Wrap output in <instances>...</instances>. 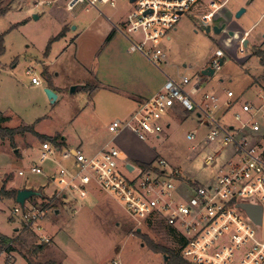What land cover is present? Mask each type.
I'll use <instances>...</instances> for the list:
<instances>
[{"label":"rangeland","instance_id":"374dc122","mask_svg":"<svg viewBox=\"0 0 264 264\" xmlns=\"http://www.w3.org/2000/svg\"><path fill=\"white\" fill-rule=\"evenodd\" d=\"M67 1H2L8 10L0 15L3 36L0 111L9 116L3 125H29L40 134L65 136L66 146L80 144L87 153L94 152L100 139L109 137L108 141L134 164L139 161L130 158L128 152L148 161L163 158L184 176L203 183L209 174L202 165L207 151L197 153V150L205 128L198 124L192 112L175 109L167 114L162 121H168L170 126L158 138L151 135L141 140L129 130L114 136L107 129L112 120L129 115L132 105L129 83L125 81L132 80L126 78L132 73L122 68L126 67L124 56H129L125 51L128 42L122 38L105 39L107 32L114 29L113 24L119 27L121 18L131 9L128 0H115L113 8L108 4L89 6L80 2L71 10L66 7ZM199 1L200 5L183 14L176 28L161 38L159 46L166 55V63L155 66L145 60L141 67L143 74L152 76L153 81L166 76L179 79L182 74L192 77L215 49L220 48L224 60L204 80L202 88L216 91L221 99L226 97V90H231L233 99L240 105L258 101L259 95H264V66L252 50L264 48V20L248 35L243 52L238 49L240 35L264 13V0H252L238 17L237 7L245 5L246 0ZM211 1L219 6L207 25L202 26L199 17L212 9ZM33 14L38 18L34 19ZM206 26L210 27L208 32ZM214 26L221 30L214 31ZM61 30L63 34L53 39ZM28 68L38 77L39 84L31 82V75L26 73ZM74 85L81 87L71 92ZM45 87L56 93L54 102L47 98ZM233 110L240 111V106ZM231 118L229 113L222 119ZM194 129L197 140H187L185 134ZM43 141L49 140L26 130L0 139V188H33L40 195L26 199L25 206L41 203L56 206H49L48 213L40 218L41 229L35 231L22 221L21 212L13 211L20 206L15 197L0 198V234L20 240L13 242L10 250L0 242V264H37L49 260L58 264H167L168 257L164 261L163 253L152 250L148 244L177 246L174 233L164 223L137 225L104 192L83 202L55 199V185L45 174L29 170L35 163L46 173L58 168L51 160H39L38 145ZM18 170H23L24 175H18ZM41 235L49 241H41ZM33 243L43 246L34 251Z\"/></svg>","mask_w":264,"mask_h":264},{"label":"built area","instance_id":"2783aa9c","mask_svg":"<svg viewBox=\"0 0 264 264\" xmlns=\"http://www.w3.org/2000/svg\"><path fill=\"white\" fill-rule=\"evenodd\" d=\"M80 2L89 6L108 4L112 8L116 5L115 0H68L66 7L71 10ZM128 3L131 9L121 18V25L114 24V28L126 37L129 53H140L157 66L166 63V55L159 46L161 38L201 1ZM209 6L212 9L199 17L202 26L207 25L219 5L211 1ZM243 40L239 52L244 50ZM223 56V51L216 48L192 77L166 76L162 86L137 103L128 117L112 120L107 126L114 136L129 130L141 140L151 135L158 138L170 126L168 121H162L167 114L175 109L192 112L205 128L197 150L207 151L202 165L209 174L203 183L184 176L163 158L146 162V167L134 164L111 141L91 153L76 145L59 149L49 141L40 142L39 160H51L58 168L46 173L35 163L30 172L45 174L55 185L54 198L83 202L104 192L137 225L164 223L176 237L180 256L191 264H264V95H259L256 102L240 105L231 90H226L224 99L214 91H201L204 80L210 77L200 70H218L219 58ZM26 73L31 75L33 84L40 83L31 68ZM236 105L240 111L233 110ZM229 113L232 118L223 121ZM185 137L196 141V130L188 131ZM18 175H24V171L18 170ZM242 203L261 207L260 224L239 206ZM48 208L42 204L27 207L24 203L13 211L21 212L22 221L36 231L41 229L39 221ZM39 238L49 241L45 235Z\"/></svg>","mask_w":264,"mask_h":264},{"label":"trees","instance_id":"16d2710c","mask_svg":"<svg viewBox=\"0 0 264 264\" xmlns=\"http://www.w3.org/2000/svg\"><path fill=\"white\" fill-rule=\"evenodd\" d=\"M3 0H0V15L4 14L8 9L6 7L3 6L2 4ZM63 34V31L61 30L59 32V34L57 36H55L56 39L57 37L61 36ZM109 38V36L107 37ZM49 49V44L46 46V50L45 52H47ZM253 54H255L258 57V62L261 66H264V48H253ZM3 52V36L2 34H0V54ZM7 118L2 116L0 114V139H5V138H11L14 134L17 133H21L24 130L29 131L33 134H35L37 137L44 139V140H49V142L53 143L57 148L62 149L64 147H66V142H65V138H62L61 135H56L54 137H50L44 134H40L37 133L32 126H18V127H8V126H4L3 122L6 121ZM137 165L142 166V167H146L147 164L146 162L143 161H139L136 162ZM17 189H5L3 186L0 188V198L1 197H6V198H14L15 194H16ZM55 199H62L60 197L55 198ZM42 205H46V206H54L56 207L54 204H48V203H41ZM170 232H172L170 229L168 230ZM140 232V231H139ZM137 232V233H139ZM177 241V240H176ZM0 242L2 243L3 247H6L7 250L11 249V244L13 242L16 243H20V240L18 237L16 238H11L8 237L6 235L0 234ZM150 248L156 252H161L163 254H165L168 257V261L167 264H191L188 261L184 260L179 253V248L177 246H173L171 247H167L164 245H159V244H154V243H148ZM34 251L39 250L43 244L41 243H33L32 244ZM37 264H58V263H54L52 261H45V262H41V263H37Z\"/></svg>","mask_w":264,"mask_h":264},{"label":"crops","instance_id":"0c3cea01","mask_svg":"<svg viewBox=\"0 0 264 264\" xmlns=\"http://www.w3.org/2000/svg\"><path fill=\"white\" fill-rule=\"evenodd\" d=\"M244 5V4H243ZM242 4L241 5H239V6H243ZM238 6V7H239ZM238 7H237V9H238ZM246 7V6H245ZM245 10H246V8H245ZM262 14H264V13H262ZM262 14L260 15V17L257 19V21H254L247 29H245L244 31H243V33H242V35H240V37H239V41L242 39V38H244V40H243V46H244V48L247 46V44H248V39H247V37H248V35L250 34V32L253 30V28L255 27V26H257L259 23H260V21L261 20H264V16H262ZM231 14H229L228 16H227V18L229 19L231 16H230ZM114 25V24H113ZM63 27V26H62ZM74 28H76V27H74ZM73 28V29H74ZM62 29V28H61ZM116 33H118L119 34V36H117L116 35ZM247 34V35H246ZM109 36V38H107ZM112 38H115V39H117V40H119V38H122L123 39V41L125 40V41H127V39H126V37L124 36V35H122L121 33H119L117 30H115V28L114 29H112L111 31H108L107 32V35H106V38L105 39H110V40H112ZM107 41V40H106ZM128 42V41H127ZM246 43V44H245ZM245 44V45H244ZM127 46H128V44H127ZM126 51V53L127 54H129V56L127 55V56H124V58H125V65H126V67H122L123 69H125V71L128 73V70H129V72H131L132 74H131V76L130 77H128V76H126V78H130V79H132L131 81L130 80H125L126 82L128 81V83H129V87H130V91H131V93H130V95H131V97H130V101H131V104L132 105H130L131 106V109H130V112L128 113V114H131L134 110H135V108H136V105H137V103H139V102H141L143 99H144V97H149V96H151L157 89H159L161 86H162V84L164 83V81H165V78H163L161 81H157V80H152V76L151 77H148V75L147 74H143V72H142V70H141V67H143V64H144V62H145V60H147L146 58H145V56H143L142 54H140V53H128V51L127 50H125ZM148 61V60H147ZM149 62V61H148ZM150 63V62H149ZM185 66V65H184ZM142 74V75H141ZM204 85V84H203ZM203 85H202V87H203ZM202 90H204L203 88H201V91ZM204 91H206V90H204ZM216 92V91H215ZM217 93V92H216ZM0 114L2 115V116H4V117H6L7 118V120L6 121H4L3 122V124H5L7 121H9V116H7V115H3L2 114V112L0 111ZM129 115H127V116H125V117H123V118H126V117H128ZM5 126V125H4ZM117 137V136H116ZM115 137V138H116ZM64 138H65V136H64ZM108 139H109V137L107 138V139H103V140H101L100 139V141L95 145V148H94V151H96V150H98L102 145H104L106 142H109L108 141ZM66 142V141H65ZM67 143V142H66ZM80 144H78V145H76V146H79ZM67 146H73V145H69V144H67ZM66 146V147H67ZM80 147V146H79ZM128 154V156L130 157V158H132V159H134V161H143V162H148V160H143V159H140V158H138L134 153H130V152H128L127 153Z\"/></svg>","mask_w":264,"mask_h":264},{"label":"water","instance_id":"95a60500","mask_svg":"<svg viewBox=\"0 0 264 264\" xmlns=\"http://www.w3.org/2000/svg\"><path fill=\"white\" fill-rule=\"evenodd\" d=\"M130 2L134 1V0H129ZM250 2H252V0H246L245 5L240 6L236 12H235V16L238 17L240 16L244 11H245V6L250 4ZM34 19H37L38 16L37 14H33ZM74 28V26H73ZM205 30L208 32L210 30V27L206 26ZM214 31H220L221 28H218L216 26L213 27ZM246 44V43H245ZM244 44V45H245ZM224 60V56L219 58V65L221 66L222 62ZM201 73L205 76L211 77L214 73L215 70L213 68L210 67H204L201 70ZM80 88L81 86L79 85H74L71 87L70 91L73 92L74 90H76L77 88ZM44 92L47 96V98L51 101L54 102L57 98V95L54 91H52L50 88L45 87L44 88ZM62 138H64V136H62ZM126 167H128L129 169H132V166L130 164H126ZM40 195V191L33 189V188H22V189H17L16 194H15V201L20 205L23 206L24 202L26 199L32 197V196H38ZM63 197H65V195H63ZM239 206L241 208H243L247 214L258 224L261 223V207L259 205H253V204H248V203H242L239 204ZM55 213H57V210H55ZM140 231V228L137 229V232ZM167 259V256L165 254H163V260L165 261Z\"/></svg>","mask_w":264,"mask_h":264}]
</instances>
